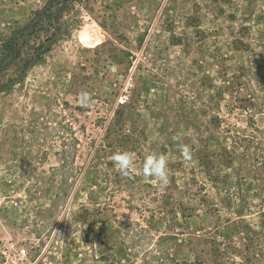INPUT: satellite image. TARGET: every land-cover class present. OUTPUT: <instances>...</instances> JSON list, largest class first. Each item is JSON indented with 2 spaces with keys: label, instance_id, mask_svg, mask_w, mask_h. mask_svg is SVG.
I'll return each instance as SVG.
<instances>
[{
  "label": "rangeland",
  "instance_id": "374dc122",
  "mask_svg": "<svg viewBox=\"0 0 264 264\" xmlns=\"http://www.w3.org/2000/svg\"><path fill=\"white\" fill-rule=\"evenodd\" d=\"M12 39L0 264H264V0H0Z\"/></svg>",
  "mask_w": 264,
  "mask_h": 264
},
{
  "label": "clouds",
  "instance_id": "9594fccd",
  "mask_svg": "<svg viewBox=\"0 0 264 264\" xmlns=\"http://www.w3.org/2000/svg\"><path fill=\"white\" fill-rule=\"evenodd\" d=\"M82 96L87 97L86 93H82ZM85 106H89L85 102ZM183 155H188V147L183 146L180 148ZM113 162V166L118 168L123 175H127L128 169L133 165V157L128 152H117L110 157ZM142 175L150 177L156 181L160 187H164L168 184V174H167V162L163 155L156 156L150 155L145 158Z\"/></svg>",
  "mask_w": 264,
  "mask_h": 264
},
{
  "label": "trees",
  "instance_id": "16d2710c",
  "mask_svg": "<svg viewBox=\"0 0 264 264\" xmlns=\"http://www.w3.org/2000/svg\"><path fill=\"white\" fill-rule=\"evenodd\" d=\"M14 39H12V41H9L5 45V52L7 55L4 59L0 61V74L4 72L5 70H8L11 66H13L17 61L20 60V58L23 55L22 49L17 47V45H15V42H13ZM250 233H251L252 239L254 238L259 239L258 229H250L248 233L249 237H250ZM223 255H226V253L225 252L221 253V251L218 249L217 256H216L217 261L213 264H224V262H222L221 259L219 258V256H223ZM148 264H210V263H207L205 261H199V260L194 261V262H188V261L181 262L173 258L168 252L162 249V251H158V253L154 255V259ZM233 264H235V262Z\"/></svg>",
  "mask_w": 264,
  "mask_h": 264
},
{
  "label": "built area",
  "instance_id": "2783aa9c",
  "mask_svg": "<svg viewBox=\"0 0 264 264\" xmlns=\"http://www.w3.org/2000/svg\"><path fill=\"white\" fill-rule=\"evenodd\" d=\"M18 255H19V257H21V258H24V259L27 258V257H28V251H27V249H26V248L21 249V250L19 251Z\"/></svg>",
  "mask_w": 264,
  "mask_h": 264
}]
</instances>
